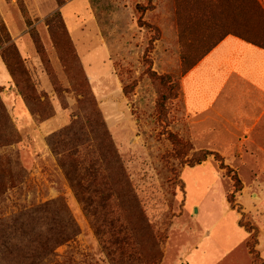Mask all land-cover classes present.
Wrapping results in <instances>:
<instances>
[{"label":"rangeland","instance_id":"374dc122","mask_svg":"<svg viewBox=\"0 0 264 264\" xmlns=\"http://www.w3.org/2000/svg\"><path fill=\"white\" fill-rule=\"evenodd\" d=\"M147 4L0 0L17 53L14 79L0 55V264H264L255 142L232 127L218 141L208 115L194 113L214 76L191 70L244 13L234 20L229 0H152L136 11ZM146 56L178 81L164 123L155 106L164 90L146 75ZM22 74L34 101L18 93ZM73 151L83 165H61ZM200 152L221 161L191 167ZM221 164L241 183L233 205Z\"/></svg>","mask_w":264,"mask_h":264},{"label":"crops","instance_id":"0c3cea01","mask_svg":"<svg viewBox=\"0 0 264 264\" xmlns=\"http://www.w3.org/2000/svg\"><path fill=\"white\" fill-rule=\"evenodd\" d=\"M203 70L214 76V85L209 84V100L194 113L208 115L203 125L215 126L205 130L211 135L215 131L218 141H224L232 127L238 130L241 143L255 142L259 168L260 159L264 164V49L228 35L191 73Z\"/></svg>","mask_w":264,"mask_h":264},{"label":"trees","instance_id":"16d2710c","mask_svg":"<svg viewBox=\"0 0 264 264\" xmlns=\"http://www.w3.org/2000/svg\"><path fill=\"white\" fill-rule=\"evenodd\" d=\"M146 1L148 3L146 7L144 8L138 7L136 9L138 13L143 14L148 10V8H151L150 5L152 3V0H146ZM229 1H232L237 5V7L234 8L232 13V18L234 20L237 19V15H235V13L236 14L244 13V15H242L243 23L241 25H236V26L232 25L229 28L228 32L226 33L225 37L228 35H232L234 37L242 39L247 43H250L254 46L264 49V11L261 8L260 4L257 2V0H229ZM240 6H241V10H239ZM0 30L2 31V33H4V37L0 35V55L8 69L10 76L14 79L15 74L12 69L11 62L17 59V53H15V50L11 44V39L7 33V30L3 22L1 21H0ZM154 32L156 34L154 38L150 39L149 41L150 45L154 43L158 34L157 30H154ZM144 62L146 64V75L149 78L158 81L164 90L163 93L158 97L155 105L156 117L159 122L164 123L167 115L166 112L167 102L176 99L178 96V90H179L178 81L175 77L169 75H158L156 72L152 71L151 69L152 62L150 57L146 56ZM22 75H23V83H22L23 90L20 89L19 85L17 84L18 93L23 100L34 101L33 96L29 92V85H28L29 80L28 78L25 77L24 74ZM2 91L3 88H0V93ZM55 91L59 92V90L56 87H55ZM0 110H2V113H4V109L1 106V104H0ZM168 137L173 147L177 148L183 145L181 140L176 135L168 134ZM77 155L78 153L76 151L66 153V156L63 157V159L61 160V165L64 166V159H66L70 165L81 167L83 165V161L79 159ZM197 156H198L197 158L192 159V161L190 162L191 167L201 165L207 160L209 156H213L219 162L221 161V159L212 152H200ZM221 166L222 169H226L228 174L231 175V180L234 183V192L231 193L228 198V203L233 205L234 194L242 190L241 183L233 171L229 170V168L223 166L222 164ZM91 175H94L93 172H91ZM245 229L248 230L250 233L249 242H247V248L250 254L255 258V260L260 261L257 252L254 250V245L250 244V241H253V244L257 243L255 230L249 225L245 226Z\"/></svg>","mask_w":264,"mask_h":264}]
</instances>
